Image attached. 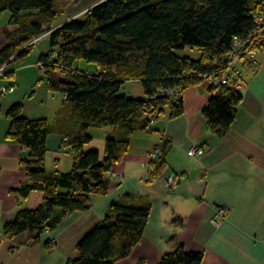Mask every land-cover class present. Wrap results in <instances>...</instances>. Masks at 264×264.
I'll return each mask as SVG.
<instances>
[{
  "label": "trees",
  "instance_id": "16d2710c",
  "mask_svg": "<svg viewBox=\"0 0 264 264\" xmlns=\"http://www.w3.org/2000/svg\"><path fill=\"white\" fill-rule=\"evenodd\" d=\"M68 1L0 0V69L28 55L33 41L48 34L51 50L40 54L38 64L46 72L47 88L67 96L58 116L59 129L66 118L74 124L66 142L73 153L71 171H50L45 164L52 131L48 119L24 115L22 103L7 110L8 137L28 149L19 157L27 181L14 191L22 199L33 191L43 193L41 204L18 211L5 224L9 236L27 234L39 240L63 217L91 209L93 195L109 194L107 174L129 152L130 136L149 128L152 119L167 109L171 117L182 115L184 91L202 84L201 73L222 67L233 37L245 38L254 28L252 13L259 7L256 0H103L57 26ZM187 46L199 49L201 56L176 53ZM79 59L96 63L97 72L74 69ZM132 80L142 84L144 97L120 93ZM175 87L182 88L179 98L162 94ZM208 91L211 95L202 113L211 130L223 136L235 121L243 95L227 86L216 93L208 86ZM92 127L118 130L106 138L103 154L86 149L93 139ZM163 153L151 177L164 164ZM150 209L149 200L124 195L79 241L78 256L67 264H116L142 239ZM45 245L53 244L48 240ZM159 264H204L203 253L179 244Z\"/></svg>",
  "mask_w": 264,
  "mask_h": 264
},
{
  "label": "crops",
  "instance_id": "0c3cea01",
  "mask_svg": "<svg viewBox=\"0 0 264 264\" xmlns=\"http://www.w3.org/2000/svg\"><path fill=\"white\" fill-rule=\"evenodd\" d=\"M75 1L71 4L78 9L92 0ZM101 1L94 2L90 8ZM67 12L63 14L66 18L56 19V22L61 19L57 26L82 16ZM33 42L31 51L39 56L51 50L48 34ZM13 62L4 67L0 76V84H16L12 92L0 99L3 109L0 114V264H67L78 256L79 241L126 194L149 200L151 209L142 239L116 264H159L179 244L187 251L202 252L204 264H264V47L260 52V68L245 75L237 116L225 135L214 133L202 113L211 95L208 86L202 83L187 88L183 93L182 115L171 117L167 109L155 120L154 128L130 136L129 152L107 174L109 194L93 195L91 209L63 217L55 229L42 233L39 240L27 234L5 233V224L13 221L18 211L36 208L43 201L41 191H33L25 199L14 191L27 181L26 173L19 167V157L28 149L8 137L10 120L6 112L11 105L22 103L24 115L48 119L52 131L47 139L45 164L50 171H71L73 153L66 142L74 124L66 118L62 128L57 125L67 98L63 93H59L61 97L51 119L30 115L32 107L28 108L26 102L29 90L17 88V72L30 64L10 69ZM47 93L48 99H56L52 91ZM104 129L99 144L89 146L96 139L92 135L87 150L97 148L104 153L106 138L118 134L114 127ZM161 133L166 135L165 139ZM194 145L205 148V152L191 155L189 150ZM157 146L165 152V162L151 177L146 161ZM62 153L71 158H61ZM49 157L54 160L50 165ZM170 176L178 179L177 187L167 185ZM220 208L225 209V216L216 225L214 218ZM60 213L57 209L56 215ZM48 240L52 247L45 245Z\"/></svg>",
  "mask_w": 264,
  "mask_h": 264
},
{
  "label": "built area",
  "instance_id": "2783aa9c",
  "mask_svg": "<svg viewBox=\"0 0 264 264\" xmlns=\"http://www.w3.org/2000/svg\"><path fill=\"white\" fill-rule=\"evenodd\" d=\"M256 1L259 7L252 13L255 26L248 36L245 38L237 35L234 36L230 50L224 56L222 67L199 75L202 79V83L213 87V93L218 92L222 86H227L238 92H243L246 83L245 75L247 73L256 72L261 66L260 52L264 47V0ZM2 74L3 69H0V75ZM15 88L16 84H0V92L2 94H8ZM181 91V87H175L164 90L162 94L177 99L181 95ZM151 122L154 123L155 118L152 119ZM161 137L165 139L166 135L161 133ZM204 152L205 148L198 145L192 146L189 150L191 155H201ZM163 155L164 153L160 146L155 147L154 150L149 153L146 164L149 168L150 176L154 171L155 163L159 161ZM114 175L117 174L115 173ZM150 176L148 179H150ZM177 184V178L170 176L167 179V185L169 187H177ZM224 216L225 209L220 208L214 218L215 224L220 225Z\"/></svg>",
  "mask_w": 264,
  "mask_h": 264
},
{
  "label": "rangeland",
  "instance_id": "374dc122",
  "mask_svg": "<svg viewBox=\"0 0 264 264\" xmlns=\"http://www.w3.org/2000/svg\"><path fill=\"white\" fill-rule=\"evenodd\" d=\"M79 0H76L75 2H78ZM88 2V0H86ZM99 0H92L91 2H88L86 5L81 4V7L78 9H74V6L71 4L73 0H69L65 10H67L68 14H71L73 16L83 15L89 8L90 5H92L94 2ZM80 6V5H79ZM77 7V6H76ZM74 10H79L78 12H74ZM81 11V12H80ZM78 13V14H77ZM70 16V15H69ZM66 18V16L62 15L60 16ZM55 23V25L60 22V20ZM79 19H84L83 17ZM176 53L180 56H189L194 59H198L201 56V51L195 47L187 46L183 49L176 50ZM39 55L35 53V51H31L28 55L25 57H22L15 62H13L10 66V69L29 63L30 65H27L22 70H19L17 72V81L18 85L17 88L20 87L21 89L29 90V93L26 96V102L28 108L32 107V110L30 111V115L33 117H38L39 115H43L46 117H49L51 119L53 115V111L55 108V105L59 103V99L61 96L59 93L52 92L51 94H54L56 96V99L47 98V92H50L47 88V76L44 69H42L38 64ZM74 69H78L83 72H95L98 70V65L93 62H89L85 59H79L74 62L73 65ZM58 76H61L60 73L55 74ZM1 76V75H0ZM121 94H126L129 97H135V98H141L144 96V90L142 87V84L140 82H137L136 80H132L131 82L125 83L120 91ZM50 94V93H49ZM6 95V94H4ZM59 96V97H58ZM156 125L154 123H151L149 125V128H154ZM105 127H92L89 130L90 135H93L96 137V139L91 143L89 146L96 147L99 144V137L103 136L105 134ZM98 150L97 148H95ZM100 151V150H99ZM101 154H103V151H100ZM61 158L70 157L69 154L62 153ZM71 158V157H70ZM53 159L49 157L48 164L50 165L53 163Z\"/></svg>",
  "mask_w": 264,
  "mask_h": 264
}]
</instances>
